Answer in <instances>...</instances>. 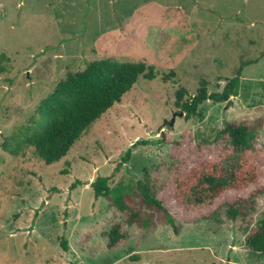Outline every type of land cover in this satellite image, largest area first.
<instances>
[{
    "label": "rangeland",
    "instance_id": "obj_1",
    "mask_svg": "<svg viewBox=\"0 0 264 264\" xmlns=\"http://www.w3.org/2000/svg\"><path fill=\"white\" fill-rule=\"evenodd\" d=\"M0 53L13 64L0 75V264H264L248 246L264 220V196L248 221L229 219L232 195L195 217L171 199L179 171L224 152L217 138L227 123L264 122V0H0ZM110 58L175 72L176 83L142 78L58 164L2 149L69 73ZM244 64L233 107L209 101L181 116L180 88L195 96L205 79L211 93H221ZM138 142L148 145L132 148ZM258 144L264 187V129ZM99 177L130 195L148 177L181 235L169 226H126L125 215L96 199ZM116 224L128 240L111 251Z\"/></svg>",
    "mask_w": 264,
    "mask_h": 264
},
{
    "label": "trees",
    "instance_id": "obj_2",
    "mask_svg": "<svg viewBox=\"0 0 264 264\" xmlns=\"http://www.w3.org/2000/svg\"><path fill=\"white\" fill-rule=\"evenodd\" d=\"M246 66L239 68L221 93H211L205 79L200 81L195 96L186 88H180L175 95L176 106L187 117L196 115L209 101L233 107ZM12 70V59L0 53V75H9ZM160 76L165 83H176L175 72L160 74L145 62L111 58L91 62L85 70L69 73L30 119L4 140L2 149L14 157L32 151L46 165L58 164L68 157L94 124L122 103L142 78L154 81ZM263 129L262 120L227 123L217 138L223 143L224 152L217 159L204 160L184 172L179 171L171 189L175 208L191 217L202 216L227 195H232V201L227 203L229 219L248 221L253 218L264 196V187L259 186L260 167L255 158L259 154L258 143ZM142 144L148 145V142H138L132 148ZM132 154L130 149L116 168V174L123 164L130 162ZM69 174L68 170L63 171V175ZM111 179L99 177L92 189L96 199H106L112 208L126 216V226L153 229L169 226L177 236L181 235L177 215L160 198L158 188L148 177L138 183L134 195L128 194L124 187L111 189ZM81 185L83 183L78 181L73 188ZM108 238V249L114 251L125 245L128 233L122 224H116ZM248 246L255 254L264 255V220L249 235ZM62 249L69 252L65 240Z\"/></svg>",
    "mask_w": 264,
    "mask_h": 264
},
{
    "label": "water",
    "instance_id": "obj_3",
    "mask_svg": "<svg viewBox=\"0 0 264 264\" xmlns=\"http://www.w3.org/2000/svg\"><path fill=\"white\" fill-rule=\"evenodd\" d=\"M183 115H184V113L181 114V116H183ZM174 120H175V119H174ZM172 125H174V121H173Z\"/></svg>",
    "mask_w": 264,
    "mask_h": 264
}]
</instances>
